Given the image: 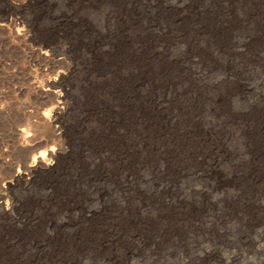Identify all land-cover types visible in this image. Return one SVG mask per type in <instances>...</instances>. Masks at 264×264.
Masks as SVG:
<instances>
[{"label":"rangeland","instance_id":"rangeland-1","mask_svg":"<svg viewBox=\"0 0 264 264\" xmlns=\"http://www.w3.org/2000/svg\"><path fill=\"white\" fill-rule=\"evenodd\" d=\"M6 1L0 0V151L4 152V158L0 156V264H101L106 260L107 251L96 244V236L89 240L100 226V205L116 213L114 208L122 202L113 182L100 177L106 163L95 162L89 171L84 164L76 165V151H71L54 198L44 201L40 196L44 180L54 165L49 150L53 146L60 155L64 152L49 131L30 130L34 140L24 152L17 137L20 129L27 128L28 113L45 114L54 127L60 120L75 124L87 115L94 93L116 108L110 89H144L147 95L153 94L151 89L174 91L172 100L163 105V112L174 114L176 122L168 158L148 154L162 172L146 166L143 173L148 180L137 179L130 189L135 195L130 198L132 208L140 204L138 197L154 194L148 219L140 223L149 238L145 243L131 238L139 246L130 258L137 264H264V0H171L175 6L170 15L176 14L181 2L185 11L183 32L166 29L167 36L155 42L159 49L168 47L163 50L166 56L147 57V46L138 52L143 43L137 38L146 39L125 19L127 43L120 51L114 49L113 58L102 55L101 59L99 53L91 65L84 60L79 64L77 58L72 61L70 54L66 58L63 48L74 43L77 56L84 50L82 43L90 42L93 35L97 40L108 38L116 21L107 11L121 12L115 0H14L8 7ZM138 1L141 13L150 15L147 0ZM52 47H57L54 54ZM53 78L58 82L56 93H33V85ZM152 120L149 116L142 129L156 143ZM100 123L99 118L86 120L98 134L86 133L84 147L95 144L97 153L96 145L114 148L121 129L115 120L108 126ZM193 124L198 135L176 141L179 131ZM18 166L35 171L28 186L11 178ZM170 179L169 188L154 193L157 183ZM85 214H91L90 219ZM35 215L30 226L26 220ZM128 223L122 220L116 244L120 253L128 247L133 231ZM129 247L134 250L133 243Z\"/></svg>","mask_w":264,"mask_h":264},{"label":"bare ground","instance_id":"bare-ground-1","mask_svg":"<svg viewBox=\"0 0 264 264\" xmlns=\"http://www.w3.org/2000/svg\"><path fill=\"white\" fill-rule=\"evenodd\" d=\"M15 1L14 0L6 1V6L8 7L9 4L15 3ZM67 1H71V0H67ZM94 1H99V0H88V2H92V3ZM156 2H158L159 4L161 3V4L156 6L155 5ZM115 4H118L121 12H118V11L113 10V9L111 11H109V10L107 11L108 17L109 18L111 17L112 20L116 21L115 30L113 29V30H111L112 32L110 31L111 33H110L109 37L105 38L103 40V38L99 36L100 37L99 39H101V40H99V39L97 40V38L94 37V35H93L91 37L90 42L86 41V42L82 43L84 50L82 51V54L77 55V56L75 55V54H78L77 51H75V49H74L75 44L71 43L70 45H68V47L63 48L62 52L66 56V58H67V55L70 54V58L72 59V61L77 58V62L79 64H80L81 60H84L85 62H87V64L90 63V65H91V62H94L96 59H98L99 53H100L101 59H103L102 55H105V58L106 57L107 58L108 57L113 58L114 49L117 51H120L121 50L120 47L124 46V41L126 43L128 41L127 36L123 33L124 32L123 22L125 21V19L127 22H129V24L131 26H133V28H139L141 30L143 37L146 39V41L142 40L140 38V36L137 38V41H140L143 43V45L139 46L138 52H142L143 50H145L144 48H146V46H147V47H149V49H148L149 54L147 55V53H146L145 56L147 55V57H150V58H153L156 56H159V57L160 56H166V52H164L163 50L167 51L168 47H166L165 49L162 50V49H159L157 44H155L156 41H159L162 39V37L164 38L167 36L166 35V32H167L166 29L172 28L173 30L174 29L179 30L181 33L183 32L181 30V26H182L183 21H184L183 18H184V11H185L184 6H183V5H185V3H183V2H181V5H179V7L177 9V12H176L177 15L176 14H174V15L169 14L170 12L173 11L172 7L175 6V3H172L171 0H147L145 3V8L147 7L148 9H150V15H145V14L141 13L142 10L138 6L139 5L138 0H115ZM135 6H138V9ZM197 12H198V10H197ZM122 13H123V17L121 16ZM157 17L164 18V19L166 18L164 20L165 22L158 21ZM1 25H3V23H1ZM196 31H199V29H197ZM135 35H136V33H135ZM58 36L60 38L64 39V35H60L58 33ZM197 42H198V38L193 43L196 44ZM43 43L46 46L50 45V44L46 43L45 41ZM56 46H58V45L56 44ZM136 47H137V44H136ZM56 48L57 47L51 48L53 54H54ZM127 50L129 51L128 48H127ZM132 50H133V45H132ZM132 50H130L128 53L130 54V52H132ZM50 54H51V52H50ZM49 58H51V57H49ZM33 86H34V89H33L34 92L33 91L32 92L33 93H39V95L40 94L41 95L42 94H45V95H51L52 94L53 95L54 93L57 92V90H59V89H56L58 87V82H57L56 78L48 79L46 82L40 83L36 86L33 85ZM143 90L144 89H110V93L113 92L112 94L115 95V97H116V108H112L111 106L108 107L109 104L107 103L106 99H103L100 95L98 96V95H95V93H94V94H92V97H90L91 101L87 107V115L84 114V115H81L80 117H78L74 121L75 124L74 123L65 124L64 122H62L60 120L59 121L60 123H58L60 125L57 124L56 127H54L55 125L54 126L52 125V123L48 120V118L45 114L43 117H41V116H38V114H36V113H34V114L28 113L25 116V121H26L25 123L27 125V128L23 127L22 129H20V132L18 133V137H17V143H18L19 147L23 149L22 152H24V149L30 148L31 143L34 140V134L32 132H30V130L33 129L34 132L38 131L41 134L44 133L45 131L46 132L49 131V133L52 136V139L54 141H57L56 144L64 152V155L62 154L64 156L63 157L62 155H60L59 153H57L55 151V148L53 146L49 150V154L52 157V159L54 160V165L51 166L52 170H50L53 172L48 174L44 180L45 184L47 185V189H46V185L44 184L45 189L41 192V195H40L44 201H46V200L51 201L54 198V196H53L54 195V193H53L54 188H55V186L59 185L61 178L64 177L62 175H64L66 173V172L64 173V169L67 167L65 165V162L67 161V157L69 156L71 151H74V152L76 151L75 152V158H74L76 161V165L80 166L81 164H84L85 166L88 167L89 171L94 167L95 162H97L98 164H99V162H105L106 163V165H103V169H102V172L100 174V177L103 179H110L113 182V184L116 188L115 190L119 191V194H118L119 198L118 197L117 198L119 199V201L122 200V202L121 203H117L118 201L116 202L117 206L114 208L116 213L106 212L108 210V208L106 209L104 207V205L101 204L102 201H101V203L99 202L101 204V205L99 204L100 205L99 209L103 210V213L101 215V220L99 222L100 226L97 229L93 230L94 233L92 236L89 235L90 236L89 240L92 241V238L95 235L96 236L95 242H97L96 244H98L101 248L106 249V251H107L106 260L104 262H102L101 264H137L136 263L137 261H135L132 257H131L132 259L130 258V254L134 255L137 251L138 246H139L138 244H136V246H135V243L132 241V239L136 240L139 243H142V242L145 243L147 241V239L149 238L146 234L147 228L144 227L143 225H141L140 223L142 220H143V223H145L144 220L147 218V212H148L149 208L152 207L151 201H153L154 194L151 195V197H148L146 199L138 197L140 204L139 205L135 204L132 208V206L130 205V198H132V197L134 198L135 195L131 194L130 189L132 188L133 184L135 183V181L137 179H141L140 181L148 180V177H145V173H143L144 170L146 169L145 168L146 166L151 165V170L154 167V172L157 174L162 172V166L156 165L155 163H152L149 160L148 154L149 153L152 154L153 152L154 153L157 152V155L159 157L168 158V154L170 153V143L172 141H174V135L173 134L175 132V127H176L174 114H173V116H172V114H169V113H168V115H166L163 112L164 103L172 100V97L174 96L173 89H156L157 93L154 91V89H151L153 91L152 95L144 94L142 92ZM99 91H101V90H99ZM62 93H64V92H62ZM67 93H70V92H67ZM106 93H108V90H106ZM65 95L63 97H65ZM64 100H62V102ZM54 101H56V100H54ZM4 109L2 111H4ZM32 112H33V110H32ZM64 112H65V110H64ZM4 113H6V112H4ZM56 115H59V114H56ZM149 116L151 117V119H153L152 121L154 122V124H156V128L154 125L153 126L154 129L152 130V133H157V136H158L156 143L153 140L149 141V139L146 135V132L142 129L144 124L147 123V118ZM61 118H62V116H61ZM96 118H99V120L101 121L100 125H102V126H104L105 122L108 123L106 125V126H108L114 120L116 122H118L121 126V129L116 132L117 138H116V142L114 144V148L112 146H107L105 143H103V145H101V144L96 145L97 151L100 150L99 153L95 152V150H94L95 144L94 143H93L94 145H92L91 147H87V148L84 147V145L86 144V139H85L86 133L92 132V134H95V135L98 134V132L94 130V126H93L96 123L93 124L91 122L93 125L92 124L86 125V120L87 121H89V119L95 120ZM23 124H22V126H23ZM243 124H245V123L243 122ZM91 125H92V128L90 127ZM192 127L193 128L186 129L185 131L180 130L176 141H178V139L182 138V137H183V139H185V137H187V138L189 137L191 140H193L194 137L198 135V131H197V128L194 124L192 125ZM65 139L68 141H66ZM76 139L79 143L78 146L76 145L77 144ZM53 140H51V141H53ZM165 144H166V146H164ZM75 146H77L76 150H75ZM0 150H1V148H0ZM18 150H15V151L18 152ZM1 152L2 151H0L1 158H4V154H3L4 152L3 153H1ZM17 152H15V154ZM9 153H7V154H9ZM44 153H45V151H44ZM44 153H43V155H44ZM200 156H203V155H200ZM41 157H43V156H41ZM62 157L64 159H62ZM94 157L96 158V160ZM35 160H36V157H33V161H35ZM2 163H4V162H2ZM9 170L10 169H8V171ZM34 172L35 171L33 169H28L25 166H22V167L18 166L17 169L15 171H13L11 178L18 180V181H21L25 186H28L34 177V175H33ZM67 173L69 174V172H67ZM6 177H7V175H6ZM39 179H40V177H39ZM107 181L108 180H106V182ZM170 181H171V179L168 180L166 183H164V182L157 183L156 186H158V187L154 188V193H158L160 188L161 189L169 188L170 183H171ZM14 183H15V181H14ZM154 183H155V181H154ZM44 185H43V187H44ZM106 186H108V185L106 184ZM111 186H113V185L111 184ZM157 188H159V190ZM102 189H101V191H102ZM109 190H110V188H109ZM156 190H158V191H156ZM160 192H161V190H160ZM103 193L104 192L102 191L101 194H103ZM107 194H110V193H107ZM114 198H115V196H114ZM68 199L72 200L70 198V196ZM105 199H106V196H105ZM108 199H109V197H108ZM111 199L112 198H110V200ZM72 201L74 202L75 200H72ZM38 202H40L39 199H38ZM116 203H115V205H116ZM156 203L157 202L155 201V204ZM111 204H109V205H111ZM43 205H44V202H43ZM99 205H97V206H99ZM118 207H119V209H118ZM130 208H132L133 210L130 211ZM99 209H97V210H99ZM90 212L93 215L96 214L92 210ZM85 215H86L87 219H90L89 218L90 215L89 216H87V214H85ZM84 216H82V217H84ZM36 217H37V215H35L33 217L31 216V218H28V219L26 218L27 219L26 222L31 226V225H33L32 223H34ZM124 218H125V222H129L128 223L129 227H131V225L133 226V228H132L133 231L131 230L129 232L128 247L124 250V252L120 253L118 251V249L116 248V244H117V242H119V235H120V232L123 230L122 220ZM88 221H90V220H88ZM49 222L51 223L50 218H49ZM50 223H48V224H50ZM142 226H143V229H142ZM154 242H155V240H154ZM130 243H133L135 251L134 250L132 251V248L129 247ZM155 245L156 244L154 243V246ZM237 256H235V258ZM227 257H228V255H227ZM225 258H226V256H225ZM237 258H239V256ZM226 260H224V262ZM235 262H237V261H235Z\"/></svg>","mask_w":264,"mask_h":264}]
</instances>
